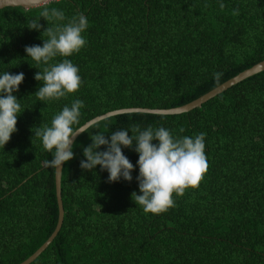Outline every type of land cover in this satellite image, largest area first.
<instances>
[{
  "label": "trees",
  "instance_id": "obj_1",
  "mask_svg": "<svg viewBox=\"0 0 264 264\" xmlns=\"http://www.w3.org/2000/svg\"><path fill=\"white\" fill-rule=\"evenodd\" d=\"M45 7L64 12L60 23L83 14L89 26L79 53L50 61L71 60L79 90L40 101L43 82L34 76L46 65L27 57L25 46L48 39L43 31L53 23L40 19ZM34 19L39 31L28 28ZM263 60L264 0H57L1 9L0 75L23 72L25 79L14 93L17 131L0 147V264H19L54 229V169L44 163L52 153L34 133L65 106L83 101L74 128L119 109L176 108ZM134 127H164L175 138L205 134L203 181L174 194L175 207L161 214L144 212L132 198L142 194L135 142L121 146L134 165L131 182L109 183L99 165L80 167L91 136L127 130L135 137ZM73 152L60 174V229L30 264H264V71L186 113L103 119L75 139Z\"/></svg>",
  "mask_w": 264,
  "mask_h": 264
},
{
  "label": "clouds",
  "instance_id": "obj_2",
  "mask_svg": "<svg viewBox=\"0 0 264 264\" xmlns=\"http://www.w3.org/2000/svg\"><path fill=\"white\" fill-rule=\"evenodd\" d=\"M41 18L47 23H53V26L43 31L48 39H43L42 46H25V52L37 64L46 65L42 72L38 71L34 76L36 81L43 82L35 95L40 101L59 100L77 92L82 80L78 67L71 60L65 58L54 64H50V61L58 55L70 57L79 53L87 43L82 33L88 28L89 22L86 16L79 14L67 23H60L66 20L64 12L46 7L40 13ZM40 19H34L28 28L39 31L43 27ZM220 75L214 74L215 79L219 80ZM24 79L23 72H5L0 75V147L3 148L17 131L21 105L14 93L19 91ZM82 107L83 101L75 100L70 107L65 106L54 116L50 127L44 126L35 131L34 135L41 139L44 149L52 153V159L44 162L46 166L62 171V165L74 158L75 138L86 132L83 127H73L80 122ZM132 132L138 135L133 137L129 136L127 130H118L112 133L110 139L99 133L91 136L92 143L83 149L86 160L80 161V167L91 171L99 165L102 171L107 170L109 173V183L121 178L131 182L134 165L124 155L121 146L131 149L135 142L134 150L139 154V175L136 179L142 194L133 192L132 198L146 213H164L175 207L174 194L183 196L187 189L198 188L203 181L209 167L205 155V134L201 133L194 138H175L164 127L155 130L149 127L144 131L134 127ZM154 140L159 143L154 144ZM101 146H106V150H99Z\"/></svg>",
  "mask_w": 264,
  "mask_h": 264
},
{
  "label": "water",
  "instance_id": "obj_3",
  "mask_svg": "<svg viewBox=\"0 0 264 264\" xmlns=\"http://www.w3.org/2000/svg\"><path fill=\"white\" fill-rule=\"evenodd\" d=\"M52 1H57V0H0V10L6 7H20L26 10V9H31V8H35L38 6H42ZM262 71H264V60L256 63L255 65L251 66L248 69L243 70L242 72L238 73L234 77L228 79L227 81L223 82L217 87L211 89L205 94L199 96L193 101L187 104H184L182 106L171 108V109H165V110L164 109H145V108H127V109L114 110V111L106 112L102 115L96 116L90 119L89 121L85 122L80 127H83L86 130L93 124L103 119H107L109 117H113V116L121 115V114L142 113V114H151V115H178L181 113H186L195 108L200 107L203 103L212 99L216 95L224 92L225 90L234 86L235 84L241 82L242 80L248 77H251L257 73H260ZM60 174H61V171L54 170L53 183H54V195H55V202H56V209H57L56 223H55L54 229L51 232V234L48 236V238L30 256H28L25 260H23L19 264H30L51 243V241L54 239V237L56 236L57 232L60 229L62 218H63V209H62L61 198H60Z\"/></svg>",
  "mask_w": 264,
  "mask_h": 264
}]
</instances>
